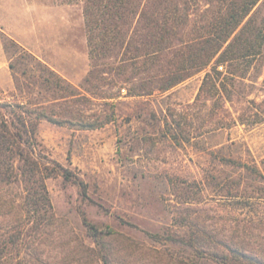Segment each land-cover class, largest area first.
<instances>
[{"label":"rangeland","instance_id":"obj_1","mask_svg":"<svg viewBox=\"0 0 264 264\" xmlns=\"http://www.w3.org/2000/svg\"><path fill=\"white\" fill-rule=\"evenodd\" d=\"M215 6L220 1L192 0L185 29L212 18L206 10ZM6 36L54 70L42 74L53 83L30 70L31 58L13 57ZM110 55L95 59L101 73L87 83L93 59L84 0H0V57L14 63L30 100L67 121L40 120L37 148L70 171L68 179H47L52 215L39 230L23 210L22 185H0V238L22 231L13 264H264V178L247 167L264 175V122L231 120L264 99L250 84L264 88V55L226 116L216 98L197 101L207 70L150 91L155 59L144 63L124 49ZM257 75L258 83L250 80ZM58 77L65 81L56 86ZM7 89L0 100L21 95L15 84Z\"/></svg>","mask_w":264,"mask_h":264},{"label":"trees","instance_id":"obj_2","mask_svg":"<svg viewBox=\"0 0 264 264\" xmlns=\"http://www.w3.org/2000/svg\"><path fill=\"white\" fill-rule=\"evenodd\" d=\"M218 1L221 6L206 10L212 13V18L205 15L203 23H195L187 31L185 28L192 19V0H84L89 52L93 59V68L85 81L92 83L101 73L95 61L98 56H111L115 50L124 49L135 52L136 57L147 58L144 63L155 59L157 71L152 72L146 80L150 84V91H167L195 73L207 70L197 101L216 98L221 102L220 107L226 116L229 111L227 102L233 100L236 92H241V85H248L245 79L261 63L264 55V0ZM134 21L138 26L131 34ZM8 40L16 47L13 57L24 62L27 57L31 58L34 64L31 62L30 70L39 79L53 83L50 78H43L42 74L47 68L50 74L55 73L54 70L7 36L4 40L6 50ZM162 57H167V61H163ZM10 68L15 91H20L21 95L16 98L15 94L13 100H0V185L15 182L22 185L23 210L33 222L32 229L39 230L52 215L47 179L58 174L68 179L70 171L46 160L38 150V125L42 119L56 124L67 121L48 113L43 103L30 100L23 92L14 63H10ZM26 73L25 69L23 74ZM258 78L257 75L256 79L250 80L258 83ZM56 80L59 81L56 86L65 81L62 77ZM250 84L264 92V88ZM261 84L264 87V79ZM141 88L145 91V86ZM75 95L71 91L69 98ZM62 98L67 100L68 96ZM248 102L256 101L250 99ZM231 120L249 126L263 123L264 99L255 107L247 106ZM227 125L229 123L225 121L222 126ZM85 126L93 128L96 124L85 123ZM247 167L258 177L264 178L257 166ZM84 222L91 234L97 236L93 225L86 218ZM20 233L22 231L0 238V264H13L15 254L20 252ZM189 241L192 245L198 242ZM232 252L257 262L242 249L233 248ZM211 254L217 256L216 253Z\"/></svg>","mask_w":264,"mask_h":264},{"label":"crops","instance_id":"obj_3","mask_svg":"<svg viewBox=\"0 0 264 264\" xmlns=\"http://www.w3.org/2000/svg\"><path fill=\"white\" fill-rule=\"evenodd\" d=\"M15 84L10 64L3 62L0 57V89L8 90L7 87L11 88Z\"/></svg>","mask_w":264,"mask_h":264}]
</instances>
